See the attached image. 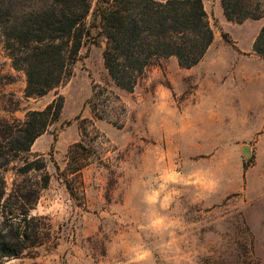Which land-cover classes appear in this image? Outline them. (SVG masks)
<instances>
[{"label": "rangeland", "instance_id": "obj_1", "mask_svg": "<svg viewBox=\"0 0 264 264\" xmlns=\"http://www.w3.org/2000/svg\"><path fill=\"white\" fill-rule=\"evenodd\" d=\"M203 1L215 32L204 60L190 70L163 61L132 93L112 81L94 30L73 77L26 99L0 29V116L24 120L65 100L27 155L47 160L50 185L33 215L48 219L55 240L5 264H264V57L253 50L264 18L232 23L222 0ZM96 86L123 104L107 119L88 105ZM84 120L99 131L101 162L69 177L72 196L64 171Z\"/></svg>", "mask_w": 264, "mask_h": 264}, {"label": "trees", "instance_id": "obj_2", "mask_svg": "<svg viewBox=\"0 0 264 264\" xmlns=\"http://www.w3.org/2000/svg\"><path fill=\"white\" fill-rule=\"evenodd\" d=\"M221 6L232 23L264 18V0H222ZM0 29L14 69L26 76V99L42 98L73 77L94 30L105 40L109 76L127 93L163 61L175 59L185 70L198 66L215 40L203 0H0ZM253 50L264 57V26ZM64 105L59 96L43 110L28 111L24 120L0 116V264L33 257L55 240L48 219L33 215L50 185L47 160L27 155L59 122ZM88 105L96 118L107 119L108 108L123 104L113 91L96 86ZM80 130L64 171L72 196L69 177L81 178L84 169L101 162L99 131L90 120Z\"/></svg>", "mask_w": 264, "mask_h": 264}, {"label": "water", "instance_id": "obj_3", "mask_svg": "<svg viewBox=\"0 0 264 264\" xmlns=\"http://www.w3.org/2000/svg\"><path fill=\"white\" fill-rule=\"evenodd\" d=\"M243 152H244V153H249V149L245 148V149L243 150Z\"/></svg>", "mask_w": 264, "mask_h": 264}]
</instances>
